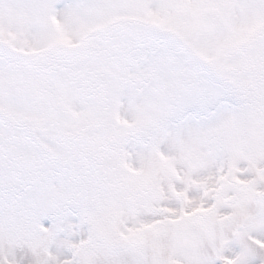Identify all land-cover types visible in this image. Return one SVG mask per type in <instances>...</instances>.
Listing matches in <instances>:
<instances>
[{
  "label": "snow or ice",
  "instance_id": "6c2138e0",
  "mask_svg": "<svg viewBox=\"0 0 264 264\" xmlns=\"http://www.w3.org/2000/svg\"><path fill=\"white\" fill-rule=\"evenodd\" d=\"M0 264H264V0H0Z\"/></svg>",
  "mask_w": 264,
  "mask_h": 264
}]
</instances>
